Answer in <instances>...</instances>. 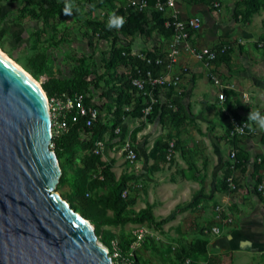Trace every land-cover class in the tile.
Here are the masks:
<instances>
[{"label":"rangeland","instance_id":"obj_1","mask_svg":"<svg viewBox=\"0 0 264 264\" xmlns=\"http://www.w3.org/2000/svg\"><path fill=\"white\" fill-rule=\"evenodd\" d=\"M115 1L118 5L129 0ZM218 1L221 3L219 7L204 4L212 16L205 22L208 27L204 26V33L207 28L214 36L202 44L213 46L223 43L230 47L235 69L231 73L222 71V84L229 86L234 93L230 97V104L221 102L215 93L211 95L212 82L206 66L195 58L191 50L181 49L165 74L176 90L184 89L182 102L189 112L185 123L176 129L158 117L150 121L145 115L128 116L118 137L113 138L108 133L103 137L102 158L113 157L116 176L125 174L129 179L128 187L123 191L131 198L129 207L139 210L151 203L157 218L169 217L160 228L150 222H128L123 228L108 226L115 232L123 229L134 237L131 248L142 264H171L173 259L182 264H264V165L256 168L259 157L264 159V131L259 130L253 122H247V135L240 136L237 143L240 145V141L246 140L247 147L243 149L248 168L245 174L240 175V188L236 192L217 188L228 152L234 148L226 137L228 123L233 119L232 111L236 110L243 116L250 111H259L264 115V87L262 84L257 87L245 84L246 78H249L246 74L252 76L253 70L260 75L258 69L264 64V49L255 46L263 33L264 8L260 7L247 21H242L233 17L235 0ZM80 2L77 6L79 16L55 17L52 25L45 26L39 19L20 17L21 2L1 0L0 49L20 66H24L34 53L45 49L46 58L53 69H60L64 76L84 55L91 70L100 73L103 70L102 58L109 49V39H101L97 35L84 36V20L106 15L110 18L113 9L109 6L90 9L86 1ZM227 25L234 26L235 31L225 34L224 27ZM244 29L247 30L245 35L241 34ZM198 30L190 32L189 42L193 49L203 46L192 41L193 33ZM127 39L131 41L132 53L143 54L145 50L160 49L165 56L168 43L158 33L154 32L150 37L137 33ZM127 39L121 36L119 43L126 44ZM33 44H37L36 48L32 47ZM252 48L258 51L244 53L245 49ZM183 52L191 54L203 65L204 72L197 68L201 76L195 78L189 73V64L181 60ZM254 56L260 61H253L251 58ZM45 78L46 75L42 73L36 80L41 85ZM162 91L157 96L161 101L164 100ZM236 101L241 107L237 106ZM94 103L101 105L100 100H94ZM105 114V109L101 108L100 117L104 118ZM144 128L145 131H140ZM176 139L177 146L173 147L171 158L159 169L152 170L153 160L149 154L152 146L157 141ZM126 142L132 143L139 152L135 162L126 159L122 148ZM257 173L261 181L255 188ZM67 188V185L57 188L56 184L54 190L61 194ZM191 201L194 204L190 208L177 209L178 205ZM213 226L219 230H213ZM140 229H143V235L138 238ZM197 238L206 242L204 253L198 254L191 248ZM179 252L184 256L183 261L178 260ZM111 256L115 257V264H131L127 259H118L113 253Z\"/></svg>","mask_w":264,"mask_h":264},{"label":"trees","instance_id":"obj_2","mask_svg":"<svg viewBox=\"0 0 264 264\" xmlns=\"http://www.w3.org/2000/svg\"><path fill=\"white\" fill-rule=\"evenodd\" d=\"M1 1V0H0ZM21 2L19 8L20 17L39 19L45 26L52 25L51 21L55 17L63 18L66 5L71 6L72 16H79L77 6L80 0H10ZM91 8L109 6L113 9L111 16L115 14L123 17L125 23L122 27L109 29V17L103 18L89 17L84 20L85 31L83 35L90 37L97 35L101 39H109V49L102 58L103 70L100 73L92 71L90 65L81 55L70 70L67 76L62 75L60 69H53L50 61L46 58L45 49L34 53L33 57L24 64L23 68L29 72L35 79L44 73L46 78L41 82L47 98L60 95L63 92H77L83 97L86 105H93L106 111L105 117L100 114L93 121L91 126H87L84 118H80L69 124L66 131L58 134L52 133L51 144L55 151L61 174L57 183V188L67 185V190L61 191V195L70 205L79 211L85 218L89 219L94 225V231L98 239L108 248L111 256L115 242L118 259H127L131 264H142L140 257L131 248L134 240L130 234L123 229L113 231L108 226H123L128 223L150 222L155 227L160 228L169 219L168 216L157 218L153 213V205L147 203L139 210L130 208L131 198L124 195L123 191L128 187V177L125 174L116 176L113 166L114 159L109 157L103 159L101 149L95 152L96 142L103 140L106 133L115 138L119 133H115V128L121 126L124 119L128 116L142 117L143 109L150 105V110L145 117L153 121L156 117L160 121L170 123L174 128L182 126L189 117L187 107L183 104L184 89L176 90L172 83L163 84L152 88L146 84L144 89H139L131 83V77L145 76L148 70L157 75L164 71L166 63L163 61L156 64L154 58L163 56L160 49L145 50L144 58L136 53H132L131 41L127 37H133L137 33L150 37L154 32L161 35L168 43L172 35L173 28L165 25L167 12L159 10L155 3L157 0H146L147 6L141 9H134L126 3L116 4L115 0H84ZM208 6H213L214 0H195ZM70 3H74L71 5ZM221 4V3H220ZM214 7V6H213ZM260 7L264 8V0H235L233 7V17L247 21L249 16ZM243 8V9H242ZM263 33L260 40H264V20L262 22ZM127 39V43H119L120 37ZM36 43L37 38L33 40ZM37 44L32 47L36 48ZM227 44H215L212 47L216 49V57L212 63L216 66L225 64L231 67L230 47L221 51L222 46ZM255 46L258 47L257 43ZM1 47V45H0ZM260 48V47H259ZM264 49V46L262 47ZM151 58V62L147 61ZM125 66V69H120ZM210 80V78H209ZM163 89L164 100L161 101L157 96ZM98 93L96 94V92ZM234 95L230 88L224 89L223 102L230 104V97ZM155 100H151V98ZM94 100H100L101 105L94 103ZM233 102V101H232ZM237 106L241 107L239 101ZM233 119L229 121L226 137L229 143L235 149V156L230 159L228 156L225 161L222 175L218 181L217 188L220 191L236 192V187L231 189L227 178L237 183L236 173L243 174L247 170V156L245 150L237 143L239 137L246 136L248 126L244 133L231 135L230 130L233 127V121L242 123L248 122L247 116L241 115L238 111H232ZM135 130H138L136 128ZM174 147L177 146V139L173 141ZM132 148L136 147L131 143ZM169 141H157L149 151L152 157V170H157L169 159L166 158ZM124 152V151H123ZM137 152V150H136ZM138 158V153H137ZM264 159L256 168H262ZM193 166V165H192ZM256 176V184L261 181L259 173ZM196 202V201H194ZM193 201L184 205H178L177 209L185 210L192 206ZM191 248L194 252L201 254L206 251V242L204 239L197 238ZM196 256V255H195ZM178 260L183 261V254L177 253ZM115 257L112 258L114 261ZM115 263V262H114ZM171 264H182L174 259Z\"/></svg>","mask_w":264,"mask_h":264},{"label":"water","instance_id":"obj_3","mask_svg":"<svg viewBox=\"0 0 264 264\" xmlns=\"http://www.w3.org/2000/svg\"><path fill=\"white\" fill-rule=\"evenodd\" d=\"M51 138L47 99L0 56V264H115L93 223L54 190Z\"/></svg>","mask_w":264,"mask_h":264},{"label":"built area","instance_id":"obj_4","mask_svg":"<svg viewBox=\"0 0 264 264\" xmlns=\"http://www.w3.org/2000/svg\"><path fill=\"white\" fill-rule=\"evenodd\" d=\"M186 0H157L155 6L159 10H164L167 12V19L165 21L166 26L173 28L172 35L168 42V46L165 50V56H157L154 58L156 64L165 62L166 68L164 71L155 75L152 71L148 70L145 76H134L131 77V83L139 89H144L146 84L151 85L152 88L163 85L170 84L168 77H166V71L171 67V63L175 61L176 55L181 49L191 50L196 59L201 61L207 69L208 76L212 84L216 87L217 97L223 102L224 99V88H229V86H224L222 84L221 72L218 67L212 63V60L216 57L217 51L212 46H199L197 49H193L191 43L189 42L190 32L192 30H198L201 28L202 20L198 15L182 17L177 9V2ZM128 5L132 6L134 9H141L147 6L146 0H129ZM213 5L219 7V2L214 1ZM258 47L262 48L264 46V40L257 41ZM229 45H224L221 51H224ZM138 56L144 58L145 55L138 53ZM148 62H151V58H147ZM122 70L125 66H121ZM151 100H155L153 97ZM48 108L51 118L52 133L58 134L60 132L66 131L69 124L77 121L80 118H84L87 126H91L93 121L99 116L100 109L93 105H86L83 102V97L80 93L73 92H63L60 95L47 98ZM150 110V105L143 109L144 115ZM247 122L237 123L233 121V127L230 130L231 135H238L244 133L245 127H247ZM115 133H122L123 127L118 126L115 128ZM52 145V144H51ZM103 145V140L99 139L96 142L95 152H98ZM173 141L169 142L167 148L166 158H170L173 152ZM123 151H125L126 159L129 162H135L137 160V152L129 142L123 145ZM230 159L235 156V149L231 148L228 152ZM228 185L231 189L236 187V183L232 180V177L227 178ZM263 187V185H260ZM213 230L218 231L217 226H213ZM143 235V229L138 232V238ZM114 250L113 255L118 256L117 250L115 249V242H113ZM107 249V247H106ZM108 251V249H107ZM112 258V256H111ZM123 259V258H122Z\"/></svg>","mask_w":264,"mask_h":264},{"label":"crops","instance_id":"obj_5","mask_svg":"<svg viewBox=\"0 0 264 264\" xmlns=\"http://www.w3.org/2000/svg\"><path fill=\"white\" fill-rule=\"evenodd\" d=\"M214 1H218V0H214ZM218 2H219V6H220L221 5L220 4V1H218ZM177 9L179 10V14L182 17H188V16H193V15H198V16L201 17V20L203 22L202 23V27H201V30H198V31H196V32L193 33V35H192V41L193 42H196L199 45H203V44H206L207 43V38H210V37L214 36V35H211V32H209L207 30V28H206L205 33H204V26L205 25L207 26V24H208V23H205V22H206L207 19L212 18V16L208 12L207 7L203 3L201 4V3L192 2V1H189V0L179 1V2H177ZM202 29H203V31H202ZM234 31H235V27L232 26V25H227V26L224 27V33L225 34H229V33L234 32ZM246 32H247V30L244 29L241 34H244L245 35ZM258 49H263V48H258ZM245 50L246 51L244 53H247V54H249V53H256L258 51L255 48H252L251 50L250 49H245ZM250 51H252V52H250ZM180 56H181V60H183L184 63L189 64V66H190V69H189L190 72L189 73L192 76H194L195 78H196V76H201V74L199 73V70H202L203 72L205 71V69L203 68V65L199 61H197L196 59H194V57L191 54H188V53L183 52ZM251 59L253 61H260V60L255 59V56L252 57ZM262 62L264 63V60ZM189 66H188V68H189ZM198 67H200L201 69L197 70ZM217 67H218L219 71L221 72V78H222V74H223L222 71L224 73H231L235 69L234 68L235 65L233 63L232 57H231V67L230 68H228L225 64H220ZM253 68H254V66H253ZM258 70L261 71L260 72V75H256L255 71H253V70H251L252 76H249L248 73L246 74L249 78H246L245 84L253 85V87H257V86H260V84H262V87H264V64ZM203 77H204V80L207 79L205 73H203ZM211 86H210V88H211V90H210L211 91L210 92L211 95H214L213 93H215L216 94V97H217L216 87L214 88L213 87L214 85L212 87ZM246 92L247 91H245L244 93L246 94ZM261 115H263V114H261ZM140 131H145V128L144 129H141ZM239 146L242 147V148H247L246 147V140L245 141H240V145ZM262 146L264 147V145H262ZM173 147H174V145H173ZM258 150H260V148H258ZM173 151H174V149H173ZM137 153H138V157H139L138 150H137ZM259 159H260V157H259ZM246 171L243 174H245ZM240 175L241 174L236 173V176H237V181H236L237 182L236 183L237 184V190L240 188V181H239V179L241 177Z\"/></svg>","mask_w":264,"mask_h":264},{"label":"clouds","instance_id":"obj_6","mask_svg":"<svg viewBox=\"0 0 264 264\" xmlns=\"http://www.w3.org/2000/svg\"><path fill=\"white\" fill-rule=\"evenodd\" d=\"M63 12H64V15L70 16L72 14L71 6L66 5ZM124 23H125V20L123 17H118L115 14H113L109 19L108 28L109 29L113 27L120 28L123 26ZM246 119L248 121L253 122L259 130L264 131V115H261L259 111H250ZM252 130L254 131L255 129H252Z\"/></svg>","mask_w":264,"mask_h":264},{"label":"bare ground","instance_id":"obj_7","mask_svg":"<svg viewBox=\"0 0 264 264\" xmlns=\"http://www.w3.org/2000/svg\"><path fill=\"white\" fill-rule=\"evenodd\" d=\"M0 56L3 57L4 59H6L7 61H9L12 65H14L17 69H19L25 75L30 77L33 80V82L36 84V86L41 90V93H42L44 99L45 100L47 99L46 93L43 90V88L41 87L40 83L33 76H31L30 73H28L25 69H23V67L20 66L17 62L12 60L4 51H2V49H0Z\"/></svg>","mask_w":264,"mask_h":264}]
</instances>
